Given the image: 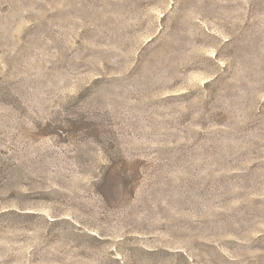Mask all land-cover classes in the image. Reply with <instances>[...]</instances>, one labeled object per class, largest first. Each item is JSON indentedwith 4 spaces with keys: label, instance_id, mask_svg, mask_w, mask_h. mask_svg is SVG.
Segmentation results:
<instances>
[{
    "label": "rangeland",
    "instance_id": "obj_1",
    "mask_svg": "<svg viewBox=\"0 0 264 264\" xmlns=\"http://www.w3.org/2000/svg\"><path fill=\"white\" fill-rule=\"evenodd\" d=\"M0 264H264V0H0Z\"/></svg>",
    "mask_w": 264,
    "mask_h": 264
}]
</instances>
